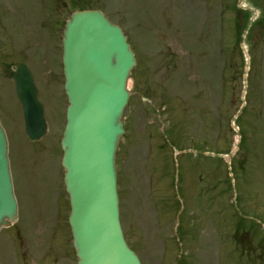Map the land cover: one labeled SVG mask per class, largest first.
Here are the masks:
<instances>
[{"label": "rangeland", "instance_id": "rangeland-1", "mask_svg": "<svg viewBox=\"0 0 264 264\" xmlns=\"http://www.w3.org/2000/svg\"><path fill=\"white\" fill-rule=\"evenodd\" d=\"M55 1L51 88L38 77L42 98H53L39 142L27 139L5 75L25 52L32 62L39 43L20 14L0 20V122L20 215L17 235L0 231V264H78L59 142L60 41L80 8L121 27L136 59L116 168L122 229L141 264H264V0ZM237 5L261 16L253 32Z\"/></svg>", "mask_w": 264, "mask_h": 264}, {"label": "water", "instance_id": "water-1", "mask_svg": "<svg viewBox=\"0 0 264 264\" xmlns=\"http://www.w3.org/2000/svg\"><path fill=\"white\" fill-rule=\"evenodd\" d=\"M62 43L69 103L61 140L62 166L78 264H140L123 238L115 170L133 54L121 29L99 11L73 13ZM12 77L26 135L37 141L46 132L43 108L24 66H18ZM16 214L7 142L0 126V228L15 221Z\"/></svg>", "mask_w": 264, "mask_h": 264}, {"label": "flooded vegetation", "instance_id": "flooded-vegetation-1", "mask_svg": "<svg viewBox=\"0 0 264 264\" xmlns=\"http://www.w3.org/2000/svg\"><path fill=\"white\" fill-rule=\"evenodd\" d=\"M11 3H9L7 0H0V20L2 18H6V12H14L20 14L24 21L22 26L27 27L30 29L36 39L35 42L38 41L40 49L38 52H33V58L32 62L29 60L27 53H24L23 57H20L19 59H15V63L13 65L9 64L10 66H6L3 63V60L0 56V68L5 67V75L8 77L9 81L13 85V91H14V81L11 78V72L15 71L17 69L18 64L21 62L23 63L24 68L26 67L32 77L34 86L37 91V98L39 102L44 107V115H46V106L44 103H47V101L50 98H53L52 95H46V98H42L41 96V82H39L38 77L42 76V81L46 83V87H50L53 85V77L55 75L54 70V46H55V35L53 32V26H54V10H55V0H9ZM5 5V7H4ZM4 13V14H3ZM11 13V14H12ZM34 27V29H33ZM17 30L20 34V28L18 27L16 29V35L19 38H24L27 41L29 37L28 33L27 35H19ZM41 31L42 35L40 34V38L35 31ZM28 32V31H27ZM5 40H9V42H12V44L16 43L17 38L11 39V36L5 35ZM4 40V43H5ZM8 42V41H6ZM8 42V43H9ZM26 42V41H25ZM38 47V46H37ZM36 58V59H35ZM4 87L5 90H7ZM12 91V92H13ZM4 105V104H3ZM5 106V105H4ZM46 118V116H45ZM15 225L10 226L9 228H13L15 235L18 234V229L14 227ZM8 228V229H9Z\"/></svg>", "mask_w": 264, "mask_h": 264}, {"label": "trees", "instance_id": "trees-1", "mask_svg": "<svg viewBox=\"0 0 264 264\" xmlns=\"http://www.w3.org/2000/svg\"><path fill=\"white\" fill-rule=\"evenodd\" d=\"M240 42V37L238 36V38H237V44Z\"/></svg>", "mask_w": 264, "mask_h": 264}]
</instances>
